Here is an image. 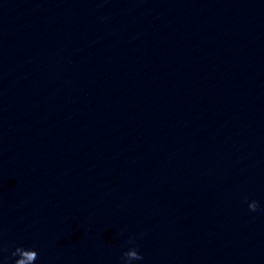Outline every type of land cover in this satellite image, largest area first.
I'll return each instance as SVG.
<instances>
[{
	"label": "water",
	"instance_id": "water-1",
	"mask_svg": "<svg viewBox=\"0 0 264 264\" xmlns=\"http://www.w3.org/2000/svg\"><path fill=\"white\" fill-rule=\"evenodd\" d=\"M0 264H264V0H0Z\"/></svg>",
	"mask_w": 264,
	"mask_h": 264
},
{
	"label": "clouds",
	"instance_id": "clouds-1",
	"mask_svg": "<svg viewBox=\"0 0 264 264\" xmlns=\"http://www.w3.org/2000/svg\"><path fill=\"white\" fill-rule=\"evenodd\" d=\"M249 207L255 209L257 207V202L255 200L250 201Z\"/></svg>",
	"mask_w": 264,
	"mask_h": 264
}]
</instances>
